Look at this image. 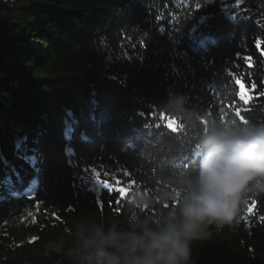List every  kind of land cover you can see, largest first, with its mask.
Returning <instances> with one entry per match:
<instances>
[{"label":"trees","instance_id":"trees-1","mask_svg":"<svg viewBox=\"0 0 264 264\" xmlns=\"http://www.w3.org/2000/svg\"><path fill=\"white\" fill-rule=\"evenodd\" d=\"M178 99L194 123L173 115ZM220 124L264 125V0H0V264H81L94 228L159 219ZM92 170L126 196L98 193ZM260 216L264 189L192 242L190 264H264Z\"/></svg>","mask_w":264,"mask_h":264},{"label":"clouds","instance_id":"clouds-1","mask_svg":"<svg viewBox=\"0 0 264 264\" xmlns=\"http://www.w3.org/2000/svg\"><path fill=\"white\" fill-rule=\"evenodd\" d=\"M172 112L195 122L179 99ZM260 181L264 125L215 126L205 136L195 175L177 185L180 195L170 190L161 194L162 203L176 202L166 214L154 221L137 217L125 232L94 228L81 238L76 255L81 264H190L192 242L206 239L210 225L222 228L237 220L245 200L264 189ZM132 203L143 208L150 201L139 194Z\"/></svg>","mask_w":264,"mask_h":264},{"label":"snow or ice","instance_id":"snow-or-ice-1","mask_svg":"<svg viewBox=\"0 0 264 264\" xmlns=\"http://www.w3.org/2000/svg\"><path fill=\"white\" fill-rule=\"evenodd\" d=\"M235 84L238 86V93L237 97L238 100L243 102L244 105H248L250 101L253 100V95L250 93L248 87H246L245 83L242 79L238 78L235 80ZM255 85H252V89L255 90ZM237 117H242L240 110L237 109L236 111ZM150 119L152 116L149 117ZM158 119H161L163 121H166V126L170 130H178L180 126V121L176 118H173L171 116H168L167 114H163L162 116L159 115ZM106 176H110L112 182H110L108 179H100L101 173L95 172L93 175L96 177V183L98 185H101L103 189H106L109 193L113 194H119L121 198H124L126 196V193L128 192V188L131 187V185L127 186H121L122 180L118 179L114 176H111L110 173H103ZM257 207V203L255 201H251L249 204L246 205V216L252 217L255 214V209ZM261 222H264V216H260Z\"/></svg>","mask_w":264,"mask_h":264},{"label":"rangeland","instance_id":"rangeland-1","mask_svg":"<svg viewBox=\"0 0 264 264\" xmlns=\"http://www.w3.org/2000/svg\"><path fill=\"white\" fill-rule=\"evenodd\" d=\"M3 3H10V4H13L14 3V0H3ZM32 44H35V45H39V41L38 40H33L32 41ZM40 51H41V53H43V50L41 49V47H37ZM28 134H32V133H34V131H33V128H30L28 131ZM20 149L21 150H24V146L23 145H21L20 146ZM35 156L36 157H40L41 155H40V152L39 151H37V153L35 154ZM41 158V157H40ZM95 172H97L96 170H92V173L90 174V179H91V186H93V188L98 192V193H101V191H102V186L101 185H98L97 183H96V177L93 175V173H95ZM100 179H103L101 176H100ZM110 182H112V180L110 181ZM27 190V189H26ZM23 191H25V189H23ZM28 192H29V190H28ZM55 248H59L58 246H56ZM36 257V255L35 256H32V258H35ZM31 257L30 258H27L26 260H25V263H29L30 262V260L32 259Z\"/></svg>","mask_w":264,"mask_h":264}]
</instances>
